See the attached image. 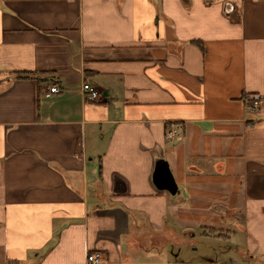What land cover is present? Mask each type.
I'll use <instances>...</instances> for the list:
<instances>
[{
    "label": "crops",
    "instance_id": "0c3cea01",
    "mask_svg": "<svg viewBox=\"0 0 264 264\" xmlns=\"http://www.w3.org/2000/svg\"><path fill=\"white\" fill-rule=\"evenodd\" d=\"M253 95L264 0H0V264H264Z\"/></svg>",
    "mask_w": 264,
    "mask_h": 264
},
{
    "label": "built area",
    "instance_id": "2783aa9c",
    "mask_svg": "<svg viewBox=\"0 0 264 264\" xmlns=\"http://www.w3.org/2000/svg\"><path fill=\"white\" fill-rule=\"evenodd\" d=\"M59 89L60 88L57 85H52L49 87L50 92H56ZM82 89L87 98L92 100L98 99L100 92L91 83L85 82L82 86ZM247 103H248L247 107L250 113L256 116H260L264 114V98L257 95H253L247 99ZM179 137H180L179 129L176 127V125L175 126L171 125L166 131V138L173 140ZM87 262L88 264H101L102 254L99 251L90 252L87 256Z\"/></svg>",
    "mask_w": 264,
    "mask_h": 264
},
{
    "label": "water",
    "instance_id": "95a60500",
    "mask_svg": "<svg viewBox=\"0 0 264 264\" xmlns=\"http://www.w3.org/2000/svg\"><path fill=\"white\" fill-rule=\"evenodd\" d=\"M153 181L159 189L167 190L171 194H176L178 191V184L172 174L168 162L162 158L156 160Z\"/></svg>",
    "mask_w": 264,
    "mask_h": 264
}]
</instances>
